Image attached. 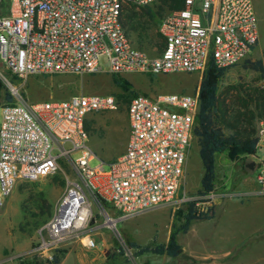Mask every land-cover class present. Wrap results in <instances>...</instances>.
<instances>
[{"label":"built area","instance_id":"2783aa9c","mask_svg":"<svg viewBox=\"0 0 264 264\" xmlns=\"http://www.w3.org/2000/svg\"><path fill=\"white\" fill-rule=\"evenodd\" d=\"M157 1L10 0L0 14V59L22 79L34 73L100 71L103 57L112 72L203 73L210 58L219 66H232L258 42L254 0H185L183 7L162 16L159 31L165 46L152 54L134 44L122 17L128 5ZM116 106L113 94L34 100L19 91L15 100L0 104V208L19 179L50 174L61 159L76 173L42 228L36 248L49 258L53 253L47 252L73 240L96 247L94 231L102 227L121 236L119 220L176 202L199 109L198 90L134 95L125 151L92 165L97 153L89 143L86 117ZM257 137V148L264 147V118ZM254 176L264 194L262 158ZM199 211L209 213L210 207Z\"/></svg>","mask_w":264,"mask_h":264},{"label":"rangeland","instance_id":"374dc122","mask_svg":"<svg viewBox=\"0 0 264 264\" xmlns=\"http://www.w3.org/2000/svg\"><path fill=\"white\" fill-rule=\"evenodd\" d=\"M9 3L10 0H3L0 14L5 12ZM254 4L258 16L259 39L249 56L252 59H261L264 64V0H254ZM148 6L154 9L162 7V9L153 17L145 11ZM129 7L130 5L124 9L125 17L131 13L130 10L127 11ZM170 10L172 8L162 5L160 0L137 7L134 12L136 15L129 19L138 27L137 30L146 29L154 34L153 39L144 42L146 44L144 48L152 54L161 52L163 38L159 33V22ZM128 33L134 44L140 46L135 32L128 31ZM0 62L3 64L1 59ZM102 62L104 68L100 71L83 74L34 73L25 79L9 73L5 65L2 67L0 64V76L4 75L7 78L3 80L13 94L14 100L17 91L25 98L34 100L63 98L78 93L113 94L117 98L115 108L95 110L86 117V121H90V127L87 126L89 143L97 153L91 161L92 165L98 164L101 159L111 160L123 153L131 130L127 103L121 97L127 91L116 82L114 76L116 72L108 70L106 57L102 58ZM243 62L244 60L232 65L220 82L218 122L226 133L246 135L254 130L257 135L259 121L264 116L257 117L256 97L264 93V71L246 68ZM117 73L120 78L128 79L130 90L134 89L149 96L174 92L172 90L178 93H192L198 88L203 74L189 71ZM1 122L0 110V126ZM245 155L246 153H240L232 158L229 151L218 153L216 186L210 193L200 194L198 190L201 187L203 164L199 155L198 137L193 131L185 175L174 205L151 208L139 215L119 220L116 227L121 236H117L115 231L107 227L94 231L98 247H88L81 241L73 240L47 252L53 253V258H49L36 248L40 242L42 228L53 213L54 205L64 190L68 178L76 175L71 165L61 159L59 167L50 174L37 180L19 179L12 192L5 197L4 204L0 208V261L2 262L0 264H151L156 257L162 258V256L150 252L138 254L136 248H131L128 244L130 239L126 234H131L134 239L143 243H159L165 237V220L168 218L170 223L175 222L178 226L183 221L179 210L189 201H194L196 208L215 205V198L210 194L220 192L225 175H232L244 162ZM251 155L256 162L259 158L263 159L264 147L257 148ZM98 217L100 220L101 217ZM216 222L220 223V219L214 220L211 223L212 230L207 231L212 235L217 229H214L218 225V223L214 225ZM194 235L195 232H189L185 235V240L190 238L193 241ZM56 253L61 258L58 263L54 262ZM243 264H264V251L251 254Z\"/></svg>","mask_w":264,"mask_h":264},{"label":"trees","instance_id":"16d2710c","mask_svg":"<svg viewBox=\"0 0 264 264\" xmlns=\"http://www.w3.org/2000/svg\"><path fill=\"white\" fill-rule=\"evenodd\" d=\"M160 1V0H159ZM162 5L171 7L172 9L181 8L185 5V0H162ZM161 7V6H160ZM137 6L134 4L130 5L127 11L129 14L125 17L123 14L122 20L125 28L132 33L135 32L138 44L144 48L146 47V41H150L154 38V34L149 33L145 30H137V26H134L129 19L134 17V13ZM162 9V7H161ZM161 9H154L151 6L146 7V13L150 16L155 17L159 14ZM162 18V17H161ZM161 20V19H160ZM160 23V22H159ZM163 38L161 51L165 46V39L162 33L159 31ZM139 46V47H140ZM1 64V62H0ZM4 64H1L3 67ZM243 66L246 68H253L261 72L264 71V64L261 59H252L250 56L246 57L243 62ZM231 66H219L215 63L213 58H210L207 68L204 70L199 86V109L196 114V120L194 125V133L198 137L199 142V155L203 164V173L201 176V187L198 190L200 194H207L214 190L217 180V154L225 151H229L232 158L236 154L240 153H254L257 150L258 137L255 135V131L248 132L246 135H239L237 133H226L222 126L218 122L219 115L218 104H219V88L220 82L225 74L228 72ZM9 73L13 74L10 70ZM116 72L114 74L116 82H118L121 87L127 91L126 94H122V100L128 105L131 98L138 94L137 90H130L128 88L129 81L127 78H120ZM16 75V74H14ZM17 76V75H16ZM129 90V91H128ZM13 101L14 97L10 90L7 88L5 81L0 76V104L4 101ZM256 107L258 108L257 117L264 116V93L258 94L256 97ZM263 119V118H262ZM128 121L129 116H128ZM86 126L90 127V121H86ZM87 127V128H88ZM194 201H189L184 207L180 208L179 213L182 216L183 221L176 226L173 223V229L171 231L169 240L166 244L156 243L155 245H141L136 241L129 240L128 244L131 247L136 248L138 254H143L146 252L156 253V254H168L170 256H178L180 254L181 244L178 241V234L180 231H187L191 222L196 218H209L212 217L216 206H210V212H197V208L194 206ZM51 213V210L48 209ZM61 258L59 254H54V262H60ZM115 264V263H113Z\"/></svg>","mask_w":264,"mask_h":264},{"label":"crops","instance_id":"0c3cea01","mask_svg":"<svg viewBox=\"0 0 264 264\" xmlns=\"http://www.w3.org/2000/svg\"><path fill=\"white\" fill-rule=\"evenodd\" d=\"M251 154L244 156V162L232 175H225L214 200L216 208L213 216L194 219L187 231L179 232L180 254L175 257L159 254L162 258L156 257L151 264H243L251 254L264 251V194L258 192L254 176L258 162ZM253 161L255 163L251 168L248 163ZM217 219H220V223H214L218 225L214 227L217 229L212 235L207 231L212 230L211 223ZM172 229L173 223L167 218L164 222L165 237L159 243L168 242ZM189 232H195L193 241L190 238L185 240ZM126 236L141 245L156 244L137 241L131 234Z\"/></svg>","mask_w":264,"mask_h":264},{"label":"water","instance_id":"95a60500","mask_svg":"<svg viewBox=\"0 0 264 264\" xmlns=\"http://www.w3.org/2000/svg\"><path fill=\"white\" fill-rule=\"evenodd\" d=\"M254 163H255V161H253V162H249V163H248V166L252 168V167L254 166Z\"/></svg>","mask_w":264,"mask_h":264}]
</instances>
